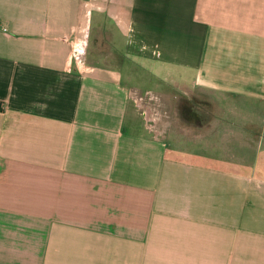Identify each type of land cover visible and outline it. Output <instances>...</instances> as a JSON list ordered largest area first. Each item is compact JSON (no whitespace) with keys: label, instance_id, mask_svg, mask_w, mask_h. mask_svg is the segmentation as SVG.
<instances>
[{"label":"crops","instance_id":"0c3cea01","mask_svg":"<svg viewBox=\"0 0 264 264\" xmlns=\"http://www.w3.org/2000/svg\"><path fill=\"white\" fill-rule=\"evenodd\" d=\"M154 59L264 106V0H0V264H264V114L156 134Z\"/></svg>","mask_w":264,"mask_h":264},{"label":"rangeland","instance_id":"374dc122","mask_svg":"<svg viewBox=\"0 0 264 264\" xmlns=\"http://www.w3.org/2000/svg\"><path fill=\"white\" fill-rule=\"evenodd\" d=\"M90 46L92 48L94 44L91 43ZM116 61L132 69L146 64L131 60ZM148 62L153 66V76H150L149 79H144L145 82L142 84L146 87L140 93H135V95L131 92L133 93V97L131 98L137 103V108L145 120L147 118L148 107L151 109L150 115L155 118L153 121L157 122V118L159 119V116L162 115L160 102H170L171 105L168 112L171 116L175 117L176 131L179 132L180 130H184L185 133H189V137L192 138L194 133L208 132L210 124L217 125V134H219L220 128L223 126L221 118L224 116L232 118L229 119V125L234 126L232 127L234 130L240 131L243 126L244 117L264 114V106L258 103H251L258 101L244 100L216 92L201 90L191 85V74L186 73L184 76H177L174 74L165 75L161 71V60L154 59L148 60ZM150 65L148 64L149 68ZM141 72H139V74H141ZM144 77H146V75H144ZM142 78L143 76H141L136 83L138 82L141 84ZM200 116H205V121L198 124V120H203L200 119ZM211 117H213L212 121L210 119ZM149 120L150 118H147V123H149ZM156 122L154 129H156ZM253 126L254 128L251 132H256L258 128H261V124L258 125V123L253 124ZM256 137L257 133L254 134V136L251 134V150H254L256 146ZM250 156L251 159H253V154Z\"/></svg>","mask_w":264,"mask_h":264},{"label":"built area","instance_id":"2783aa9c","mask_svg":"<svg viewBox=\"0 0 264 264\" xmlns=\"http://www.w3.org/2000/svg\"><path fill=\"white\" fill-rule=\"evenodd\" d=\"M134 93V92H133ZM133 93H131L130 95V97H133ZM135 94V93H134ZM136 95V94H135ZM152 97V96H151ZM150 112H151V109L148 107L147 108V118L149 119L150 118V120H149V126L151 127V129H154V125H155V122L156 121H153L155 118L152 116V115H150ZM147 120V119H146ZM155 130V132H156V134L158 133V131L156 130V129H154Z\"/></svg>","mask_w":264,"mask_h":264}]
</instances>
